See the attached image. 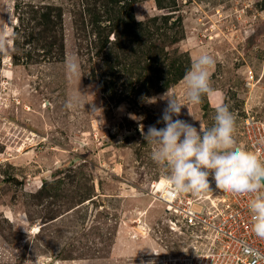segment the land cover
Here are the masks:
<instances>
[{"label": "rangeland", "instance_id": "1", "mask_svg": "<svg viewBox=\"0 0 264 264\" xmlns=\"http://www.w3.org/2000/svg\"><path fill=\"white\" fill-rule=\"evenodd\" d=\"M201 52L216 59L212 93L178 118L210 128L224 101L248 149L244 116L264 121V0H0V264H175L192 252L151 195L169 177L141 129L165 126L168 88L188 103L176 76Z\"/></svg>", "mask_w": 264, "mask_h": 264}, {"label": "clouds", "instance_id": "2", "mask_svg": "<svg viewBox=\"0 0 264 264\" xmlns=\"http://www.w3.org/2000/svg\"><path fill=\"white\" fill-rule=\"evenodd\" d=\"M215 64V57L208 52L193 56L190 68L183 77L188 103H182L168 88L161 96L166 105L161 119L157 121L165 126L157 128L151 125L147 131L143 128L141 132L151 146L152 161L167 171L170 193L197 194L215 183L227 192L249 194L252 230L257 237L264 238V160L242 147L234 136V113L231 108L224 101L218 102L210 128H206L201 121L197 128L178 118L184 106L194 116L189 104H199L204 95L212 93L210 69ZM66 71L72 77L80 75L76 58L66 61ZM79 102L80 98L73 96L68 106ZM34 264H41L38 257Z\"/></svg>", "mask_w": 264, "mask_h": 264}, {"label": "built area", "instance_id": "3", "mask_svg": "<svg viewBox=\"0 0 264 264\" xmlns=\"http://www.w3.org/2000/svg\"><path fill=\"white\" fill-rule=\"evenodd\" d=\"M244 77L249 90L260 81L252 68ZM243 130L248 149L264 160V121L248 111ZM207 188L205 194L170 193L168 180L151 192L164 207L168 229L188 234L192 243V252L173 259L175 264H264V238L252 230L251 196L224 191L215 183Z\"/></svg>", "mask_w": 264, "mask_h": 264}, {"label": "trees", "instance_id": "4", "mask_svg": "<svg viewBox=\"0 0 264 264\" xmlns=\"http://www.w3.org/2000/svg\"><path fill=\"white\" fill-rule=\"evenodd\" d=\"M184 73H185V70L184 69H181L179 71V74H177L176 78H183Z\"/></svg>", "mask_w": 264, "mask_h": 264}, {"label": "bare ground", "instance_id": "5", "mask_svg": "<svg viewBox=\"0 0 264 264\" xmlns=\"http://www.w3.org/2000/svg\"><path fill=\"white\" fill-rule=\"evenodd\" d=\"M7 72V71H6ZM9 75L11 74V73H8Z\"/></svg>", "mask_w": 264, "mask_h": 264}]
</instances>
